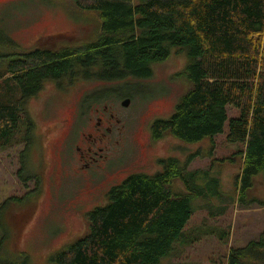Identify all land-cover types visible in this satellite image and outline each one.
Segmentation results:
<instances>
[{
	"label": "trees",
	"instance_id": "1",
	"mask_svg": "<svg viewBox=\"0 0 264 264\" xmlns=\"http://www.w3.org/2000/svg\"><path fill=\"white\" fill-rule=\"evenodd\" d=\"M68 1L98 18L91 40L24 51L0 30V148L13 141L25 122L24 104L46 83L148 79L152 66L175 50L188 59L176 77L191 87L170 118L154 122L153 138L208 139L214 147L228 124L226 139L240 146L230 159L242 163L238 203L264 208V200L249 198L254 178L264 173V0ZM228 108L239 116L230 118ZM195 156L183 164L162 159L160 173L135 174L112 188L107 205L89 211L85 237L56 252L50 264H162L177 246L193 244L185 233L195 213L202 209L215 219L232 201L211 169L188 170ZM6 240L0 264H29L24 252L4 249ZM227 264H264V234L232 248Z\"/></svg>",
	"mask_w": 264,
	"mask_h": 264
},
{
	"label": "rangeland",
	"instance_id": "2",
	"mask_svg": "<svg viewBox=\"0 0 264 264\" xmlns=\"http://www.w3.org/2000/svg\"><path fill=\"white\" fill-rule=\"evenodd\" d=\"M98 27L94 14L83 13L68 0H0V30L24 51L89 41ZM187 62L184 53L172 50L166 61L152 66L148 79L48 82L27 100L22 109L27 123L22 121L13 141L0 148V209L9 203L0 216V241L7 239L4 249L24 252L29 264H50L56 252L85 237L89 211L107 205L112 188L135 174L160 173L162 159L183 164L196 153L188 170L211 169L232 201H227L226 214L215 219L198 210L185 233L194 243L177 246L162 264H227L232 248L245 247L264 234V208H245L237 200L242 163L230 159L240 146L226 139L228 124L225 135L213 139L214 147L208 139L189 144L171 135L160 140L152 136L154 122L170 118L190 90L186 78L176 77ZM125 99L130 100L128 107L121 105ZM104 106L120 119L114 122L119 133L111 136L112 143L121 142L112 151L118 162L103 171L81 173L75 146L92 131L91 123L104 113ZM228 114L239 116L233 108ZM254 179L249 198L264 200V173ZM13 199L22 200L18 204Z\"/></svg>",
	"mask_w": 264,
	"mask_h": 264
},
{
	"label": "flooded vegetation",
	"instance_id": "3",
	"mask_svg": "<svg viewBox=\"0 0 264 264\" xmlns=\"http://www.w3.org/2000/svg\"><path fill=\"white\" fill-rule=\"evenodd\" d=\"M104 113L99 114L95 119L96 122L91 123V132L85 133L80 138V144L75 146L78 153L77 162L80 163L81 173H95L96 170L103 171L118 162L117 158L112 156L115 146H120V140L114 143L111 136L114 132H118L114 122L119 123L120 119L114 111L108 106L103 107ZM100 110H97L99 112ZM108 118H105L106 115ZM122 131V130H121ZM119 133V132H118Z\"/></svg>",
	"mask_w": 264,
	"mask_h": 264
},
{
	"label": "water",
	"instance_id": "4",
	"mask_svg": "<svg viewBox=\"0 0 264 264\" xmlns=\"http://www.w3.org/2000/svg\"><path fill=\"white\" fill-rule=\"evenodd\" d=\"M128 104H130V100L129 99H125L123 102H122V106H124V107H128L129 105Z\"/></svg>",
	"mask_w": 264,
	"mask_h": 264
}]
</instances>
